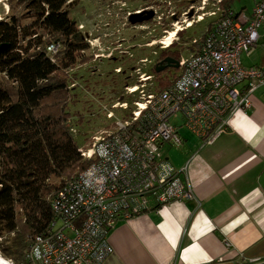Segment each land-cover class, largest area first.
Listing matches in <instances>:
<instances>
[{"label":"built area","instance_id":"2783aa9c","mask_svg":"<svg viewBox=\"0 0 264 264\" xmlns=\"http://www.w3.org/2000/svg\"><path fill=\"white\" fill-rule=\"evenodd\" d=\"M215 1V8L201 11L205 13L197 21L203 14H219L206 28L199 48L178 59L177 76L168 86L157 87L155 76L136 66V82L124 86L128 99L102 106L112 121L86 146L78 147L89 163L51 197L53 218L44 233L27 235L22 264H102L112 253L108 233L117 220L195 198L189 182L179 177L187 174L188 163L175 168L161 155V144L182 143L171 118L179 117L181 125L207 143L229 127L235 111L251 107L256 89L264 92V67L241 63L243 53L256 47L264 52V0L256 1L249 14L223 9L222 0ZM178 29L182 30L175 26ZM167 36L159 40L161 48L175 39L174 35L165 44ZM59 48L60 43L52 41L46 54L53 60ZM148 62L145 57L137 61ZM13 234L0 235V240Z\"/></svg>","mask_w":264,"mask_h":264},{"label":"trees","instance_id":"16d2710c","mask_svg":"<svg viewBox=\"0 0 264 264\" xmlns=\"http://www.w3.org/2000/svg\"><path fill=\"white\" fill-rule=\"evenodd\" d=\"M18 3L22 13L0 19V43L8 44L0 50V235L14 233L8 236L11 248H1V255L22 264L27 235L44 233L53 218L51 197L89 162L78 151L66 109L67 70L87 59L81 55L84 38L63 8L65 0ZM219 5L235 12L232 0ZM23 17H30L31 23L22 25ZM204 35L192 43L191 52L199 48ZM52 41L60 43L53 60L46 54ZM166 58L177 63L179 54L170 48L161 50L152 67L159 88L177 76L170 79L163 74L177 68L174 64L157 70Z\"/></svg>","mask_w":264,"mask_h":264},{"label":"crops","instance_id":"0c3cea01","mask_svg":"<svg viewBox=\"0 0 264 264\" xmlns=\"http://www.w3.org/2000/svg\"><path fill=\"white\" fill-rule=\"evenodd\" d=\"M252 65L264 67V58L247 67ZM251 101L207 143L181 125L179 117L173 120L182 143L161 144V155L175 168L188 163L187 174L179 177L189 182L195 198L117 220L108 233L112 253L102 264L264 262L262 88Z\"/></svg>","mask_w":264,"mask_h":264},{"label":"rangeland","instance_id":"374dc122","mask_svg":"<svg viewBox=\"0 0 264 264\" xmlns=\"http://www.w3.org/2000/svg\"><path fill=\"white\" fill-rule=\"evenodd\" d=\"M255 1L232 0L231 8L235 12L243 11L249 14ZM65 2L63 8L75 20L77 30H80L85 38L83 40L87 44V49L84 53L92 59L83 65L77 62L72 69L67 70L69 71L67 83L73 86L69 87V101L66 109L70 113L69 124L74 130L71 131L72 136L80 147L86 146L93 134L112 121L101 111L102 106H109L117 100L128 99L124 93V86L136 82L137 75L133 72V68L139 66L142 71L154 75L152 67L159 58L161 50L164 49L159 43L163 35L173 31L175 26L182 28L178 30L179 34H175L174 44L167 48L177 52L179 58L187 57L191 53L193 40L199 39L219 14V12L215 16L203 14V19L197 21V16L205 13L201 11L215 8V0H206L203 9L199 8L202 0H153L151 2L146 0L133 2L74 0L70 6L66 0ZM145 6L155 10L152 18L142 23L131 24L127 19L128 11ZM22 12V6L19 5L18 0H0V19L8 20L10 16ZM31 21L30 17H23L21 24L28 25ZM188 23H191V26L186 27ZM150 42H153L152 45H147ZM259 48L256 47L249 54L241 55L243 66L247 67L256 61L261 62L264 54L258 50ZM123 50H125L124 53ZM93 52L103 55L95 57ZM109 52L111 55L107 57ZM144 57L150 62L144 65L137 63L139 58ZM117 66L122 67L124 73H115L113 69ZM178 70L174 67L168 68L163 74H167L171 79ZM175 118L176 116H173L171 121ZM10 246L11 238L8 236L0 240V255L1 248H11ZM6 260L15 264L14 259Z\"/></svg>","mask_w":264,"mask_h":264},{"label":"water","instance_id":"95a60500","mask_svg":"<svg viewBox=\"0 0 264 264\" xmlns=\"http://www.w3.org/2000/svg\"><path fill=\"white\" fill-rule=\"evenodd\" d=\"M153 15H154V12L152 10H147L144 12H132L128 17V21L131 24L142 23V22L152 18ZM7 46H8L7 43H0V50L5 49ZM165 61L167 64L171 63L177 67V63L174 62V60L166 58ZM162 68H163V66H158L157 70H161ZM258 264H264V262H261Z\"/></svg>","mask_w":264,"mask_h":264},{"label":"flooded vegetation","instance_id":"af4514ba","mask_svg":"<svg viewBox=\"0 0 264 264\" xmlns=\"http://www.w3.org/2000/svg\"><path fill=\"white\" fill-rule=\"evenodd\" d=\"M67 1V3H68V5L70 6L71 5V3H73V1L74 0H66ZM129 1H136V0H129ZM148 2H151V1H148ZM66 3V2H65ZM152 10L153 12H155V10H153L152 8H150V6H145V7H143V8H141V9H138V10H136V9H133V10H131V11H128V13H127V19H128V17H129V15L132 13V12H144V11H147V10ZM80 31V30H79ZM83 36V35H82ZM85 39V38H84ZM87 45V44H86ZM87 49V46H85L83 49H81V55L82 56H84V57H86L87 59L84 61V62H79V63H81V64H79V65H83V64H85L89 59H91V58H88L87 56H86V54L84 53L85 52V50ZM97 50H98V48H97ZM124 51L125 50H123V53H124ZM126 53V52H125ZM108 54H110V52L108 53ZM108 54L106 55L107 57H108ZM93 55L95 56V57H98V56H101V55H103L102 53H97V52H93ZM130 57V56H129ZM112 59H116V57H112ZM92 60V59H91ZM160 64L161 65H159V66H164V64H167L166 63V61H164V62H160ZM171 63H169V65H170ZM116 68H119V70L118 71H116L115 69ZM113 71L115 72V73H124V70L122 69V67H120V66H117V67H115L114 69H113Z\"/></svg>","mask_w":264,"mask_h":264},{"label":"bare ground","instance_id":"6f19581e","mask_svg":"<svg viewBox=\"0 0 264 264\" xmlns=\"http://www.w3.org/2000/svg\"><path fill=\"white\" fill-rule=\"evenodd\" d=\"M178 30H179V29H178ZM175 34H176V31H175V28H174L173 31L168 32V36H167V38L164 39V43H165V44H168V43L170 42V40L172 39V37H173ZM4 261H8V260H6L4 257H2V256L0 255V264H3Z\"/></svg>","mask_w":264,"mask_h":264},{"label":"clouds","instance_id":"9594fccd","mask_svg":"<svg viewBox=\"0 0 264 264\" xmlns=\"http://www.w3.org/2000/svg\"><path fill=\"white\" fill-rule=\"evenodd\" d=\"M3 264H12V262L9 260V261H4Z\"/></svg>","mask_w":264,"mask_h":264}]
</instances>
